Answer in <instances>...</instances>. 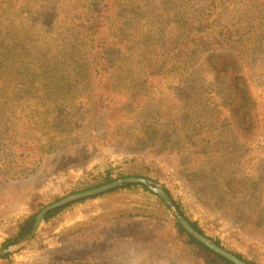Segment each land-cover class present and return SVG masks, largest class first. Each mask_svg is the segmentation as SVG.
I'll return each mask as SVG.
<instances>
[{
  "label": "rangeland",
  "instance_id": "374dc122",
  "mask_svg": "<svg viewBox=\"0 0 264 264\" xmlns=\"http://www.w3.org/2000/svg\"><path fill=\"white\" fill-rule=\"evenodd\" d=\"M213 1L0 0V248L48 205L140 173L264 264V0H227L215 19L245 47L212 24L192 52ZM227 60L248 81L249 121L217 74ZM182 240L156 196L121 189L70 205L0 264H207Z\"/></svg>",
  "mask_w": 264,
  "mask_h": 264
},
{
  "label": "trees",
  "instance_id": "16d2710c",
  "mask_svg": "<svg viewBox=\"0 0 264 264\" xmlns=\"http://www.w3.org/2000/svg\"><path fill=\"white\" fill-rule=\"evenodd\" d=\"M227 0H214L207 13H205L204 16H201V20L203 23H209L206 25V27H203V30H201L198 35L195 36V38L192 40L191 44L194 45L192 47L193 51L192 52H197L198 51V46L200 45V40H201V35H206L207 34V30H209L211 26L216 25V31L214 30L212 36H216L217 38H225L226 41H228L229 43L234 42L240 46H244L247 44V40H245V36L243 34V30L242 29H228L227 31H219L218 30V21L219 20H215L216 18H220L221 14H222V9H223V2H226ZM248 2V0H246ZM101 4V3H99ZM224 10V9H223ZM213 16V17H212ZM210 18H212L211 23L209 22ZM99 19H101L99 17V13L93 14L92 16V21H98ZM213 24V25H212ZM228 28V27H226ZM97 30H99V25L95 26L94 28H92L91 32L94 33V35H96L98 32ZM245 47V46H244ZM103 54V53H102ZM106 60V58H101L100 59V66L104 65V61ZM181 60V59H178ZM111 67H115L114 62H110ZM222 72H225V74H227V80H229L228 82L231 84V88L235 90V95L237 96L238 100L241 102L242 107L239 108L238 112L243 114V120L249 121V118L251 117V110H250V106L248 104L251 103V95H250V91H249V85H248V81L245 79L244 76L241 75L242 71L239 65V61L236 60H227L226 62H224L221 66V68L219 70H217V74H220ZM137 97H134L133 101H135ZM136 102V101H135ZM109 109H114V111L119 112V113H125L128 110H130L131 106L129 105H125V104H121L119 106H109ZM202 133H198L197 136L201 135ZM200 137H198V139H194L195 143H200L202 140L199 139ZM138 177H143V178H151L149 175L147 174H140V173H130L124 176H121L119 179H126V178H138ZM117 181L116 179H114L112 177V175L110 173L107 174V176L105 177V180L93 187H90L88 190H92V189H96L108 184H111L113 182ZM142 188L144 189L146 192L150 193L151 195L156 196L148 187L144 186V185H126L120 189L114 190L112 192L115 191H119L121 189H132V188ZM167 190V192L170 194V196L172 197L174 203L176 204L177 208L180 210V212L182 213V215H184L189 221L190 223L193 225V227L198 230L200 233H202L203 235L207 236L206 233L201 229V227L199 226V224L193 220H191L189 217H187L185 211L182 209V206L180 205V203H178L175 199V197L173 196V193L171 192V190L165 188ZM109 192V193H112ZM108 194V193H106ZM100 196L94 197L98 198ZM157 197V196H156ZM159 199V201L161 202V204L166 207L168 210H170L167 205L164 203V201L157 197ZM86 201V200H83ZM80 203V202H79ZM70 206H67L65 208H61L58 210H55L53 212H51L47 218H46V223H49L52 221V219H54L57 215H59L61 212H63L65 209H67ZM43 210V209H42ZM39 210L36 213H34L33 215H31L30 217H28L27 219H25L18 227V230L16 232V234L12 237H10L6 242L3 243L2 247L0 248V250L3 249H7L16 245L21 244L25 237L27 235H29L36 223V218L38 216V214L42 211ZM175 228L177 230L178 235L183 239L182 241L189 246H196L199 247L201 250H203L206 254H207V264H233L232 262H230L229 260L225 259L224 257L220 256L219 254H217L216 252L210 250L208 247H206L204 244H202L201 242H199L196 238H194L192 235H190L181 225V223L175 218ZM208 237V236H207ZM214 243H216L217 245L223 247L224 249H226L220 240H215L213 238H210ZM228 250V249H226ZM230 251V250H228ZM232 252V251H230ZM236 256H238L239 258H241L242 260L248 262L249 264H255L254 262L246 259L243 255L238 254V253H234ZM11 257V255H7L6 257H4L3 259H9Z\"/></svg>",
  "mask_w": 264,
  "mask_h": 264
},
{
  "label": "water",
  "instance_id": "95a60500",
  "mask_svg": "<svg viewBox=\"0 0 264 264\" xmlns=\"http://www.w3.org/2000/svg\"><path fill=\"white\" fill-rule=\"evenodd\" d=\"M144 185L148 187L157 197L161 198L164 203L167 205V207L170 209L171 213L173 216L181 223L183 228L194 238H196L199 242L204 244L206 247H208L210 250L216 252L220 256L224 257L225 259L229 260L233 264H249L248 262L242 260L232 252L224 249L223 247L217 245L214 243L209 237L203 235L200 233L198 230H196L193 225L190 223V221L182 215L180 210L177 208L176 204L174 203L172 197L170 194L167 192L165 188L162 186L158 185L156 181L150 178H143V177H138V178H126V179H121L117 180L111 184L92 189V190H87L81 193L73 194L70 195L58 202H55L53 204L48 205L45 207L37 216L36 218V223L29 235H27L24 239V241L16 246L4 249L0 251V259L9 255L12 253V248L18 247L20 245L28 243L30 240H32L42 229L44 224L46 223V218L47 216L58 209L65 208L67 206H70L74 203L87 200L90 198H94L97 196L104 195L106 193L112 192L114 190L120 189L126 185Z\"/></svg>",
  "mask_w": 264,
  "mask_h": 264
},
{
  "label": "crops",
  "instance_id": "0c3cea01",
  "mask_svg": "<svg viewBox=\"0 0 264 264\" xmlns=\"http://www.w3.org/2000/svg\"><path fill=\"white\" fill-rule=\"evenodd\" d=\"M123 251H125V249H123ZM123 264H132V263L130 262V260H127V261H124ZM133 264H135V263H133Z\"/></svg>",
  "mask_w": 264,
  "mask_h": 264
}]
</instances>
